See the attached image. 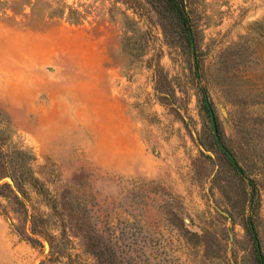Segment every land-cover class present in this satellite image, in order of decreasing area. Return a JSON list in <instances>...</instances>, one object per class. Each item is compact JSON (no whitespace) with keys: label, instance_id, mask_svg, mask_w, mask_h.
<instances>
[{"label":"rangeland","instance_id":"374dc122","mask_svg":"<svg viewBox=\"0 0 264 264\" xmlns=\"http://www.w3.org/2000/svg\"><path fill=\"white\" fill-rule=\"evenodd\" d=\"M192 9L0 0V264H264V0Z\"/></svg>","mask_w":264,"mask_h":264},{"label":"trees","instance_id":"16d2710c","mask_svg":"<svg viewBox=\"0 0 264 264\" xmlns=\"http://www.w3.org/2000/svg\"><path fill=\"white\" fill-rule=\"evenodd\" d=\"M155 9V11L160 15H168L169 17H171L175 24L182 30L183 32V36H184V40L186 41V44L189 45L191 43L192 49H195V43H194V34H193V30H192V0H147ZM19 165V166H18ZM21 164H18V162L11 160L10 156L8 157V155H4L3 159L0 162V168L1 171L0 172H4V176L5 175H10L13 180L12 184L9 183H4L2 184V186H0V188L6 187L8 188V194H3L5 197H7V199L9 201H12L15 204H19L20 205V209H22L21 211L24 213V221L26 222H31V230L34 234L38 233H42V231L40 230V224L37 221V213H32L29 214V210L26 207V204L23 200L20 199L17 191L13 188H11V186H14V176L12 175L15 171L16 168L18 169V167H20ZM3 177L0 175V178ZM33 185H36V183H38L37 179L33 176H30V180L28 181ZM16 183V182H15ZM19 184H21V186H23V182L19 181ZM20 188V187H19ZM0 210L3 212V214L5 215H9V211L7 206H3L2 204H0ZM16 210V209H14ZM16 211H20V210H16ZM11 223H13L11 221ZM23 236L29 240V241H33V242H37L40 243L39 240L34 237V236H30L28 233L23 234ZM52 247V244H51ZM55 257H59L63 254V251L60 250H55L52 253Z\"/></svg>","mask_w":264,"mask_h":264},{"label":"water","instance_id":"95a60500","mask_svg":"<svg viewBox=\"0 0 264 264\" xmlns=\"http://www.w3.org/2000/svg\"><path fill=\"white\" fill-rule=\"evenodd\" d=\"M206 106L208 108V111H209V114H210V117H211V123H212V127H213V131H214V134H215V137L217 140H219V134H218V129H217V125H216V121H215V116H214V111H213V108L211 106V104L209 102H206ZM221 147L223 149H225V146L220 143ZM227 153L230 154V151L227 150ZM9 180H11L9 178Z\"/></svg>","mask_w":264,"mask_h":264}]
</instances>
